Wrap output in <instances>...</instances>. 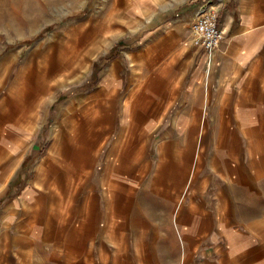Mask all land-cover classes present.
I'll use <instances>...</instances> for the list:
<instances>
[{"label":"crops","instance_id":"obj_1","mask_svg":"<svg viewBox=\"0 0 264 264\" xmlns=\"http://www.w3.org/2000/svg\"><path fill=\"white\" fill-rule=\"evenodd\" d=\"M62 7L41 83L0 48V264H264V0Z\"/></svg>","mask_w":264,"mask_h":264},{"label":"rangeland","instance_id":"obj_2","mask_svg":"<svg viewBox=\"0 0 264 264\" xmlns=\"http://www.w3.org/2000/svg\"><path fill=\"white\" fill-rule=\"evenodd\" d=\"M64 2L65 0H0V36L2 39L0 48L4 56L13 54L16 56L14 57V62L16 63H14L10 72L11 81H15L20 70H24L22 69V65L34 68L32 70L41 75L40 83L43 81L44 75L47 74V72L43 73L44 67H46L44 64H50V68L52 67L53 69L58 65L60 60H57L56 57L50 59L48 56H33L32 52L28 49L38 44L40 39L49 36L48 31L52 29V21L63 18L62 5ZM35 21L39 22L37 28H34L33 25ZM42 25H44L43 28L41 27ZM110 57L111 55L108 56V59ZM49 59L51 61H49ZM38 64L41 65V68L36 67ZM92 68L94 69L93 66ZM38 70L40 71L37 72ZM91 72L92 70H90L89 75ZM73 75H75V73L71 74V76ZM82 75L83 74H80V77ZM66 82L65 86L56 89L54 100H58L63 94L71 93L76 89L78 90L82 84L75 79L71 81L67 80ZM54 100H52V104ZM59 101H61V99L58 100V102ZM200 258L204 257L200 255Z\"/></svg>","mask_w":264,"mask_h":264},{"label":"built area","instance_id":"obj_3","mask_svg":"<svg viewBox=\"0 0 264 264\" xmlns=\"http://www.w3.org/2000/svg\"><path fill=\"white\" fill-rule=\"evenodd\" d=\"M191 33L195 46L204 47L210 51L218 49L224 39L218 13L209 9L201 10L191 25Z\"/></svg>","mask_w":264,"mask_h":264},{"label":"bare ground","instance_id":"obj_4","mask_svg":"<svg viewBox=\"0 0 264 264\" xmlns=\"http://www.w3.org/2000/svg\"><path fill=\"white\" fill-rule=\"evenodd\" d=\"M16 1V0H15ZM19 1H22V0H19Z\"/></svg>","mask_w":264,"mask_h":264},{"label":"trees","instance_id":"obj_5","mask_svg":"<svg viewBox=\"0 0 264 264\" xmlns=\"http://www.w3.org/2000/svg\"><path fill=\"white\" fill-rule=\"evenodd\" d=\"M111 58V57H110Z\"/></svg>","mask_w":264,"mask_h":264}]
</instances>
